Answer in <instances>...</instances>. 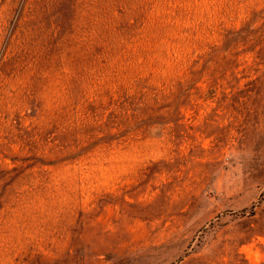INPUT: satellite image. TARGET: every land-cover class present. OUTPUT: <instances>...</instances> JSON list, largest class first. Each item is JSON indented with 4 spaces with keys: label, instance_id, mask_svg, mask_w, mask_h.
Segmentation results:
<instances>
[{
    "label": "rangeland",
    "instance_id": "obj_1",
    "mask_svg": "<svg viewBox=\"0 0 264 264\" xmlns=\"http://www.w3.org/2000/svg\"><path fill=\"white\" fill-rule=\"evenodd\" d=\"M0 264H264V0H0Z\"/></svg>",
    "mask_w": 264,
    "mask_h": 264
},
{
    "label": "trees",
    "instance_id": "obj_2",
    "mask_svg": "<svg viewBox=\"0 0 264 264\" xmlns=\"http://www.w3.org/2000/svg\"><path fill=\"white\" fill-rule=\"evenodd\" d=\"M243 29H245V28H242V29H240V31H239L238 33H241V32H243Z\"/></svg>",
    "mask_w": 264,
    "mask_h": 264
}]
</instances>
